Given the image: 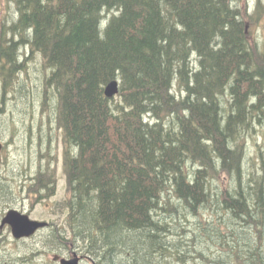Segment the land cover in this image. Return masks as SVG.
I'll list each match as a JSON object with an SVG mask.
<instances>
[{
    "label": "trees",
    "instance_id": "1",
    "mask_svg": "<svg viewBox=\"0 0 264 264\" xmlns=\"http://www.w3.org/2000/svg\"><path fill=\"white\" fill-rule=\"evenodd\" d=\"M14 1L17 18L0 29V79L4 91L14 83L21 46L40 55L68 193L70 241L55 237L93 264H185L166 216H197L213 202L259 237L264 173L244 178L240 137L264 117V52L244 2ZM112 79L118 100L104 94ZM221 172L233 190L213 191ZM220 246L237 264H264L258 247Z\"/></svg>",
    "mask_w": 264,
    "mask_h": 264
},
{
    "label": "rangeland",
    "instance_id": "2",
    "mask_svg": "<svg viewBox=\"0 0 264 264\" xmlns=\"http://www.w3.org/2000/svg\"><path fill=\"white\" fill-rule=\"evenodd\" d=\"M241 1L252 14L251 18H246L249 37L264 52V0ZM16 16L15 1L0 0V29L3 24L8 26ZM25 46H21L19 51L23 68L20 71L15 69L10 90L8 87L4 91L0 79V219L9 210L16 209L28 214L31 219L47 221L48 225L24 240L13 238L10 231L0 234V264H60L58 252L67 248L70 241L69 228L63 226H67V208L63 206V201L68 193L63 169L62 132L55 121L56 101L50 100L49 104L43 98L41 57ZM112 98L118 100V95ZM261 119L255 117L252 130L240 137L245 151L244 178L251 173L254 176L264 173V117ZM233 185L230 176L221 172L212 186L213 191L222 193L233 190ZM51 186L53 193L50 192ZM211 207L202 208L197 216L186 212L166 216L178 234H174V239L183 240V247L180 248L182 251L184 248V253L188 255L185 264H213L209 262L214 259L237 264L235 255L221 247V243H229L232 247L238 244L243 249L258 247L264 255V228L258 237L252 226L236 223L217 202L216 205L213 202ZM223 226H227L233 234L224 230ZM218 228L227 237L220 238ZM56 231L65 233L61 237L68 242L55 237L53 233ZM196 251L202 252L206 258ZM56 255L59 257L54 260L58 263L53 261ZM81 264L91 262L83 260Z\"/></svg>",
    "mask_w": 264,
    "mask_h": 264
},
{
    "label": "water",
    "instance_id": "3",
    "mask_svg": "<svg viewBox=\"0 0 264 264\" xmlns=\"http://www.w3.org/2000/svg\"><path fill=\"white\" fill-rule=\"evenodd\" d=\"M119 91V80L112 79L104 86V94L108 98L114 97ZM0 142V160H1ZM8 224L11 228V234L15 238L27 237L40 228L48 225L46 221L31 219L27 214L21 213L16 209L9 210L2 218L1 225ZM56 255L53 259H57ZM80 256L74 252L71 258L60 257V264H79Z\"/></svg>",
    "mask_w": 264,
    "mask_h": 264
},
{
    "label": "flooded vegetation",
    "instance_id": "4",
    "mask_svg": "<svg viewBox=\"0 0 264 264\" xmlns=\"http://www.w3.org/2000/svg\"><path fill=\"white\" fill-rule=\"evenodd\" d=\"M1 221H2V218L0 219V234H2V233H4V232H7V231H10V233H11V228H10V226L8 225V224H4V225H1ZM47 228V227H46ZM42 229H45V228H42ZM39 230H41V229H39ZM38 230V231H39ZM37 232V231H36ZM35 232V233H36ZM34 233V234H35ZM34 234H32V235H30V236H28V237H31V236H33ZM12 235V234H11ZM13 237V236H12ZM28 237H20V238H15V237H13V238H15V239H17V240H24V238H28ZM74 249V247H71V246H68L67 248H64V249H61L59 252H58V255L60 256V257H65V258H70V257H72L73 256V254H74V252H76L81 258L79 259V264H81V262H83V260H87V261H89V262H91V264H93L92 263V261L89 259V257L88 256H85L84 254H82L81 252H78V249L77 248H75L76 250H73ZM62 250H64V251H62ZM36 253V252H35ZM57 254V253H56ZM53 261H55L54 259H53ZM55 262H57L58 263V261H55ZM59 264V263H58Z\"/></svg>",
    "mask_w": 264,
    "mask_h": 264
},
{
    "label": "bare ground",
    "instance_id": "5",
    "mask_svg": "<svg viewBox=\"0 0 264 264\" xmlns=\"http://www.w3.org/2000/svg\"><path fill=\"white\" fill-rule=\"evenodd\" d=\"M207 261V260H206Z\"/></svg>",
    "mask_w": 264,
    "mask_h": 264
}]
</instances>
